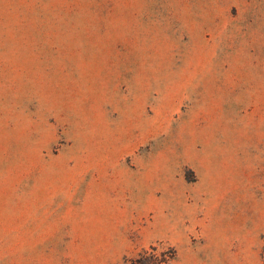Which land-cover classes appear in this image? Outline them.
<instances>
[{"label": "rangeland", "instance_id": "374dc122", "mask_svg": "<svg viewBox=\"0 0 264 264\" xmlns=\"http://www.w3.org/2000/svg\"><path fill=\"white\" fill-rule=\"evenodd\" d=\"M137 258L264 264V0H0V264Z\"/></svg>", "mask_w": 264, "mask_h": 264}, {"label": "trees", "instance_id": "16d2710c", "mask_svg": "<svg viewBox=\"0 0 264 264\" xmlns=\"http://www.w3.org/2000/svg\"><path fill=\"white\" fill-rule=\"evenodd\" d=\"M139 262L142 264H147V262L142 258H137L135 261H131V264H139ZM158 264H161V263H158ZM162 264H164V263H162Z\"/></svg>", "mask_w": 264, "mask_h": 264}]
</instances>
